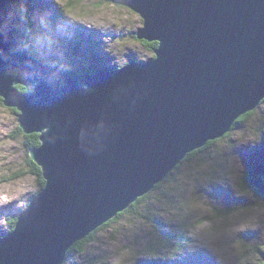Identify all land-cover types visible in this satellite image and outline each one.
I'll list each match as a JSON object with an SVG mask.
<instances>
[{
    "label": "water",
    "instance_id": "water-1",
    "mask_svg": "<svg viewBox=\"0 0 264 264\" xmlns=\"http://www.w3.org/2000/svg\"><path fill=\"white\" fill-rule=\"evenodd\" d=\"M107 1L139 16L154 57L73 76L29 53L28 25L0 0V99L38 135L29 158L44 180L0 237V264H62L264 100V0Z\"/></svg>",
    "mask_w": 264,
    "mask_h": 264
},
{
    "label": "rangeland",
    "instance_id": "rangeland-1",
    "mask_svg": "<svg viewBox=\"0 0 264 264\" xmlns=\"http://www.w3.org/2000/svg\"><path fill=\"white\" fill-rule=\"evenodd\" d=\"M20 1L32 28L49 30L50 47L35 43L40 61L77 73L154 57L134 37L141 19L125 7L107 0ZM244 120L181 163L136 214L124 212L102 228L84 256L71 255L63 264H264V194L240 187L249 173L264 186V176L253 171L264 170V100ZM17 129V116L0 103V237L9 234L5 214L22 212L39 191Z\"/></svg>",
    "mask_w": 264,
    "mask_h": 264
},
{
    "label": "trees",
    "instance_id": "trees-1",
    "mask_svg": "<svg viewBox=\"0 0 264 264\" xmlns=\"http://www.w3.org/2000/svg\"><path fill=\"white\" fill-rule=\"evenodd\" d=\"M7 1H10L14 4V6L16 7V9L18 10V12L20 13V15L22 16V18L24 19V21L26 22V24L28 25L29 27V33L26 37V46L29 47V53L35 57L36 59L39 60V58L36 56V54L34 53V47H35V43L36 41H42L46 46L50 47L49 46V43L47 42L46 40V34L45 32H49L48 29L45 28V26H43L41 29L39 30H36L34 28H32V23L29 22L24 16H23V10L21 9V5L19 6L18 4L21 3V1L19 2V0H7ZM30 7V4L28 5ZM71 6V3L69 1L68 3V7ZM72 8V7H71ZM44 23L46 25L47 24V19L46 21H44ZM84 39H86L84 36H83ZM89 42H90V39H88ZM143 44V46L149 50V51H153V49L156 47V43H146V42H141ZM40 61V60H39ZM42 63H51V62H43V61H40ZM52 63H57V62H52ZM58 64V63H57ZM121 68V67H120ZM120 68H117V69H120ZM117 69H114V70H117ZM68 72V71H67ZM96 71H91V72H68L69 74L71 75H77V74H81V73H89V74H93L95 73ZM16 89L21 92V93H31V89H26V88H23V87H20V86H17ZM263 102V101H262ZM262 102L260 104H262ZM0 103H2L1 99H0ZM259 104V105H260ZM11 111H13V114L15 116H17V112L14 110V109H11ZM252 114V112H249L247 114H245L244 116L240 117L232 127L238 125L239 123H242L243 121H245L244 119H247L250 115ZM232 130V129H231ZM18 132H21L20 129H17ZM25 146L27 148V150H31L33 148H37L39 146V141H38V135L37 134H32V135H25ZM216 141H213V142H209L207 143L202 149L200 150H197V151H194L193 153L187 155V157L181 162V163H184V162H189L191 161L196 155H198L199 153L205 151L206 149L210 148L213 143H215ZM180 163V164H181ZM180 164L175 168L174 171H178L180 169ZM27 165H28V168H29V173L35 177L36 181H37V184L39 186V191L42 190V188L44 187V180L42 179V176H41V171L39 169V167H37L32 161L31 159H28L27 161ZM252 186H253V182L251 183ZM162 183L155 186V188L153 189L154 191L155 190H158L160 187H161ZM241 185V184H239ZM250 184H242L241 189H253ZM38 191V192H39ZM256 195L258 196L257 192H255ZM146 196L138 199L135 203H133L127 210H125L124 212H127V213H132V214H136V208L139 207L144 200H146ZM29 202V201H28ZM28 204V203H27ZM120 213L118 214L115 218H113L112 220H110L107 224L101 226L100 228H98L96 231L92 232L90 235H88L85 239L75 243L72 248H70L69 251L66 252V255H65V258H68L69 256L71 255H76V256H84L85 253L87 252V247L93 243V236L95 234H97L100 230H102V228L104 227H107L108 224H110V222L118 219L119 217H121L123 215V213ZM19 214H15L13 215L12 217L10 216V213L8 212L7 214H5V220H6V223L9 227V233L14 229V226H15V223H16V219L18 217ZM169 259H171V257L169 256H166L165 260L166 261H169ZM63 264V263H62Z\"/></svg>",
    "mask_w": 264,
    "mask_h": 264
},
{
    "label": "flooded vegetation",
    "instance_id": "flooded-vegetation-1",
    "mask_svg": "<svg viewBox=\"0 0 264 264\" xmlns=\"http://www.w3.org/2000/svg\"><path fill=\"white\" fill-rule=\"evenodd\" d=\"M254 181V178H252V173H249V180L247 182V184H250L252 186V182ZM254 188V186H252Z\"/></svg>",
    "mask_w": 264,
    "mask_h": 264
},
{
    "label": "bare ground",
    "instance_id": "bare-ground-1",
    "mask_svg": "<svg viewBox=\"0 0 264 264\" xmlns=\"http://www.w3.org/2000/svg\"><path fill=\"white\" fill-rule=\"evenodd\" d=\"M44 64H57V63H44ZM59 67H61L59 64H57ZM62 68V67H61ZM63 69V68H62ZM64 70V69H63ZM66 71V70H64ZM106 72L113 71V70H105ZM67 72V71H66ZM68 73V72H67ZM78 75V74H77ZM74 76V75H73Z\"/></svg>",
    "mask_w": 264,
    "mask_h": 264
},
{
    "label": "snow or ice",
    "instance_id": "snow-or-ice-1",
    "mask_svg": "<svg viewBox=\"0 0 264 264\" xmlns=\"http://www.w3.org/2000/svg\"><path fill=\"white\" fill-rule=\"evenodd\" d=\"M100 5H96V7H99Z\"/></svg>",
    "mask_w": 264,
    "mask_h": 264
},
{
    "label": "clouds",
    "instance_id": "clouds-1",
    "mask_svg": "<svg viewBox=\"0 0 264 264\" xmlns=\"http://www.w3.org/2000/svg\"><path fill=\"white\" fill-rule=\"evenodd\" d=\"M226 135H227V134H226ZM226 135H225V136H226ZM225 136H224V137H225ZM224 137H223V138H224ZM29 159H30V158H29Z\"/></svg>",
    "mask_w": 264,
    "mask_h": 264
}]
</instances>
